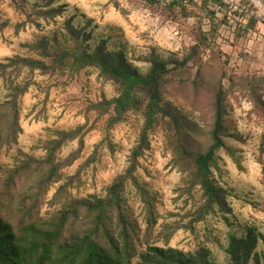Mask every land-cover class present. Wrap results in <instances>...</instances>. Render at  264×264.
Instances as JSON below:
<instances>
[{
    "label": "rangeland",
    "instance_id": "1",
    "mask_svg": "<svg viewBox=\"0 0 264 264\" xmlns=\"http://www.w3.org/2000/svg\"><path fill=\"white\" fill-rule=\"evenodd\" d=\"M170 1L0 0V62L20 55L50 64L51 58L31 44L73 48L72 25L90 50L103 45L122 52L141 73L157 59L170 67L179 64L164 90L168 113L149 132V147L122 191L137 244L134 261L148 246H161L194 256L206 251L215 263L231 264L232 236L254 229L257 247L246 264H264V26L251 18L246 27L226 28L222 14L192 1L176 6ZM53 9L59 11L51 16ZM188 55L193 58L183 64ZM12 81L29 87L20 97L17 137L0 147V219L19 235L22 227L50 228L63 210L78 207L79 218L72 217L67 232L89 230L96 212L82 203L106 198L126 173L143 114L130 111L112 123L115 113L105 102L119 91L97 66L23 69L10 80L0 74V104L9 98ZM220 87L225 145L211 177L226 191V203L207 211L194 165L211 143ZM53 147L58 174L49 179L47 156ZM25 162L30 166L21 168ZM148 202L154 226L148 222ZM108 228L115 238L121 233L114 219Z\"/></svg>",
    "mask_w": 264,
    "mask_h": 264
},
{
    "label": "trees",
    "instance_id": "2",
    "mask_svg": "<svg viewBox=\"0 0 264 264\" xmlns=\"http://www.w3.org/2000/svg\"><path fill=\"white\" fill-rule=\"evenodd\" d=\"M157 2L159 0H149ZM192 1L207 10L208 0L198 3L196 0H171L172 6L184 5ZM59 10L50 12L54 16ZM214 14L212 10H208ZM70 33L75 41L73 48L57 45L49 47L46 41H37L34 45L45 57L51 58V63L36 58L16 55L7 58V62H0V74L7 80L16 76V72L27 69L34 72L42 69L80 70L88 66H97L101 74L113 80L119 91L118 96L107 100V107L114 110L115 116L112 123L122 120L130 111H139L144 116V126L139 141L133 149L130 165L125 174L119 176L109 188L106 198H95L82 203L84 207L96 212L93 226L80 234H70L67 227L79 218V208L63 210L58 222L50 228H36L35 226L22 227L23 232L17 235L14 227L8 221L0 219V264H217L208 258L206 251L197 256L185 254L172 247L148 246L140 254V259L134 261L137 255L136 239L133 236L134 228L129 220L127 210L123 209L122 191L126 180L132 176L136 169L138 159L149 147V132L154 128L160 115L168 113L165 104L164 90L169 74L174 67L170 62L157 59L152 63L147 73H141L127 62L122 52L110 51L103 45L90 50L81 38V34L72 25ZM193 58L188 55L182 62L187 63ZM11 93L9 98L0 104V147L15 141L20 130V97L29 87L28 83H10ZM225 92L220 87L215 94V118L211 130V143L195 158L194 181L200 184L206 202L203 209L210 211L215 205L220 208L225 205L226 191L217 186L211 177V166L215 162L217 152L225 145ZM71 137V136H70ZM60 140L58 146L65 141ZM56 147L48 151L47 161L50 164L48 177L51 179L58 174V165L53 159ZM30 162H25L21 168H27ZM117 209V210H116ZM112 211V213H111ZM111 213V214H110ZM148 222L150 226L156 224L152 204L148 202ZM116 220L121 228L118 237H114L108 228L110 220ZM70 234L69 236H66ZM104 235L105 243L98 239ZM258 237L254 229H250L246 236H232L228 248L231 264H246L257 247Z\"/></svg>",
    "mask_w": 264,
    "mask_h": 264
},
{
    "label": "built area",
    "instance_id": "3",
    "mask_svg": "<svg viewBox=\"0 0 264 264\" xmlns=\"http://www.w3.org/2000/svg\"><path fill=\"white\" fill-rule=\"evenodd\" d=\"M202 3V0H196ZM208 8L216 15L222 14L227 19L224 27L247 26L254 18L258 25L264 26V3L262 0H208Z\"/></svg>",
    "mask_w": 264,
    "mask_h": 264
}]
</instances>
